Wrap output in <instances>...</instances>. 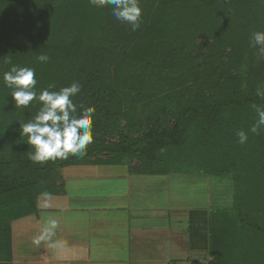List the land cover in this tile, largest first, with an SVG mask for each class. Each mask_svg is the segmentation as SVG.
Wrapping results in <instances>:
<instances>
[{
    "label": "trees",
    "instance_id": "trees-1",
    "mask_svg": "<svg viewBox=\"0 0 264 264\" xmlns=\"http://www.w3.org/2000/svg\"><path fill=\"white\" fill-rule=\"evenodd\" d=\"M140 6L133 31L91 0H0V263L11 223L34 214L39 196L64 193L62 169L124 165L135 175L229 176L233 205L209 208L208 264H264V130L249 131L252 105L264 106V55L250 44L264 31V0ZM41 54L49 60L38 62ZM6 57L35 69L38 92L81 84L78 113L94 108L83 156L30 159L20 123L40 105L15 107ZM237 130L248 133L245 144Z\"/></svg>",
    "mask_w": 264,
    "mask_h": 264
},
{
    "label": "crops",
    "instance_id": "crops-1",
    "mask_svg": "<svg viewBox=\"0 0 264 264\" xmlns=\"http://www.w3.org/2000/svg\"><path fill=\"white\" fill-rule=\"evenodd\" d=\"M61 176L63 194L39 196L34 214L11 223L10 257L0 264H208L211 207L191 196L183 203L175 191L208 175L96 165L66 167ZM50 218L59 220L55 236L33 243Z\"/></svg>",
    "mask_w": 264,
    "mask_h": 264
},
{
    "label": "clouds",
    "instance_id": "clouds-1",
    "mask_svg": "<svg viewBox=\"0 0 264 264\" xmlns=\"http://www.w3.org/2000/svg\"><path fill=\"white\" fill-rule=\"evenodd\" d=\"M91 3L99 8L111 6L113 17L130 24L133 31L141 26L143 10L140 0H91ZM250 44L264 55V31L253 32ZM37 60L45 63L49 57L41 54L37 56ZM4 63L11 65L3 73V82L5 87L11 89L10 96L15 107L27 108L33 101L40 105L32 119L20 123V135L26 136L27 144L32 146V150H29L30 159L43 163L57 158L66 159L69 154L83 156L88 145L93 142L94 108H83L78 113L72 98L80 92L81 84L73 81L70 86L58 91L50 90L55 88L54 84H50L38 92L34 68L13 64L10 57H6ZM256 95L264 99V90L258 87ZM252 107L255 109L256 119L249 131L259 134L264 130V106L253 104ZM236 136L239 144L248 141V133L244 130H237ZM44 195L48 196L47 193ZM58 224L59 220L56 218L46 219L42 232L33 243L38 245L44 240L51 241Z\"/></svg>",
    "mask_w": 264,
    "mask_h": 264
},
{
    "label": "rangeland",
    "instance_id": "rangeland-1",
    "mask_svg": "<svg viewBox=\"0 0 264 264\" xmlns=\"http://www.w3.org/2000/svg\"><path fill=\"white\" fill-rule=\"evenodd\" d=\"M142 121L143 120H141V122ZM134 124L138 125L136 121ZM175 191L182 194L183 203L186 204L190 203L186 198L191 196L198 206H202L207 202L209 207L213 208L231 207L233 205L234 185L233 180L229 176H207L206 178H199L196 180L191 177L189 181L179 183V185L175 187ZM205 196L207 197L206 200Z\"/></svg>",
    "mask_w": 264,
    "mask_h": 264
}]
</instances>
